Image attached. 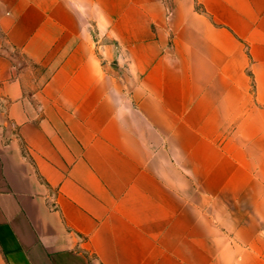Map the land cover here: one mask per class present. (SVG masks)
Returning <instances> with one entry per match:
<instances>
[{
    "label": "crops",
    "instance_id": "1",
    "mask_svg": "<svg viewBox=\"0 0 264 264\" xmlns=\"http://www.w3.org/2000/svg\"><path fill=\"white\" fill-rule=\"evenodd\" d=\"M0 264H264V0H0Z\"/></svg>",
    "mask_w": 264,
    "mask_h": 264
}]
</instances>
